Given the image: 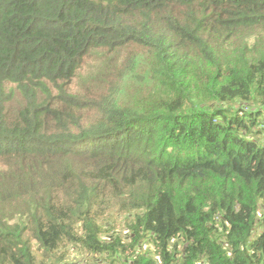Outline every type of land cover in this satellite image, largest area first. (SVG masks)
<instances>
[{
  "label": "trees",
  "instance_id": "trees-1",
  "mask_svg": "<svg viewBox=\"0 0 264 264\" xmlns=\"http://www.w3.org/2000/svg\"><path fill=\"white\" fill-rule=\"evenodd\" d=\"M36 175L46 259L264 264V0H0V203Z\"/></svg>",
  "mask_w": 264,
  "mask_h": 264
},
{
  "label": "rangeland",
  "instance_id": "rangeland-1",
  "mask_svg": "<svg viewBox=\"0 0 264 264\" xmlns=\"http://www.w3.org/2000/svg\"><path fill=\"white\" fill-rule=\"evenodd\" d=\"M256 36L257 34L255 32H245L242 33L241 38L251 43ZM131 47V54H138L146 57L144 49L137 46ZM113 55L114 52H108L106 49L93 50L84 61L87 66L82 69L99 68L105 60L107 65L108 60L112 58ZM34 179L37 185L30 189L32 191L28 190L20 196L13 197L8 201H2L0 203V220L5 221L8 226L15 225L22 231L23 239L28 242L32 248L36 264H111L114 262V257L94 256L86 252L81 245L78 244H67L68 246H64L56 255V258L62 257L60 262L56 259H46V257L42 255L38 250V246L34 243L32 233V229L36 224L33 223L32 220L35 221L37 217H41V213L36 212V206L32 205V199L37 197H39V199L44 198L49 194L57 196L58 191H49L46 188L45 181L41 179V177L36 175ZM17 181L14 189L19 185ZM99 223L104 224L103 220H100Z\"/></svg>",
  "mask_w": 264,
  "mask_h": 264
}]
</instances>
